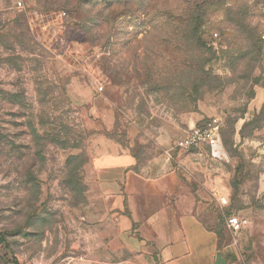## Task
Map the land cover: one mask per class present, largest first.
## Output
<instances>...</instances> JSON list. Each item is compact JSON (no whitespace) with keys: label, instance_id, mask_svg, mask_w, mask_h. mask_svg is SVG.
<instances>
[{"label":"rangeland","instance_id":"rangeland-1","mask_svg":"<svg viewBox=\"0 0 264 264\" xmlns=\"http://www.w3.org/2000/svg\"><path fill=\"white\" fill-rule=\"evenodd\" d=\"M263 34L264 0H0V264H164L148 213L92 195L98 137L151 178L203 189L199 221L250 250L247 230L264 229ZM213 118L217 147L177 148Z\"/></svg>","mask_w":264,"mask_h":264},{"label":"crops","instance_id":"crops-1","mask_svg":"<svg viewBox=\"0 0 264 264\" xmlns=\"http://www.w3.org/2000/svg\"><path fill=\"white\" fill-rule=\"evenodd\" d=\"M91 157L87 169L92 195L119 211L128 203L135 218L136 213H148L164 264H264V229L247 230L251 249L244 250L237 243H221V234L199 221L210 198L203 189L199 201L171 172L151 178L135 170L137 159L130 150L107 137L97 138ZM114 172L122 177L117 183L109 179Z\"/></svg>","mask_w":264,"mask_h":264},{"label":"built area","instance_id":"built-area-1","mask_svg":"<svg viewBox=\"0 0 264 264\" xmlns=\"http://www.w3.org/2000/svg\"><path fill=\"white\" fill-rule=\"evenodd\" d=\"M22 5V2H19ZM264 39V34L262 35ZM221 124L220 120L213 118L200 126H196L186 132L177 142L176 146L179 149L190 150L197 149L203 146L217 147L221 142ZM218 201L222 205L228 204L227 196H218ZM246 220L236 214L227 217V225L233 233H239L243 230ZM32 264H44L42 261H35Z\"/></svg>","mask_w":264,"mask_h":264},{"label":"trees","instance_id":"trees-1","mask_svg":"<svg viewBox=\"0 0 264 264\" xmlns=\"http://www.w3.org/2000/svg\"><path fill=\"white\" fill-rule=\"evenodd\" d=\"M0 242L1 243H5V239H4V237L0 234Z\"/></svg>","mask_w":264,"mask_h":264}]
</instances>
